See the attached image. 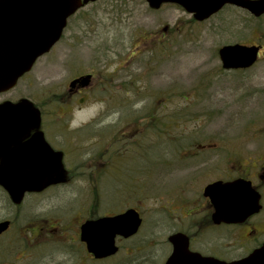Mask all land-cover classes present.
<instances>
[{
	"label": "rangeland",
	"instance_id": "rangeland-1",
	"mask_svg": "<svg viewBox=\"0 0 264 264\" xmlns=\"http://www.w3.org/2000/svg\"><path fill=\"white\" fill-rule=\"evenodd\" d=\"M106 7L116 8L114 15L119 16L114 26L113 46L90 44L66 48L60 45L39 58L8 94L14 99L27 98L43 112V128L52 130L48 138L54 141L53 145L66 147L67 156L83 159L96 152L94 137L87 139L85 134L82 142H77L57 132L60 119L56 112L60 104L53 101H63L67 80L74 74L112 72L113 84L107 90L94 93L83 109L75 110L65 130L70 133L69 130L83 124L88 127L101 121L114 150L130 142L131 148L137 149L131 150L135 155L142 153L144 145L149 146L146 153L151 156L128 153L129 156L119 159L125 165L123 179L129 174L132 185L129 194L134 203L153 206L151 203L157 201L201 197L205 185L223 175L224 158H237L239 154L254 158L259 157L258 153L263 154L264 141L257 137L259 128L264 126V15L256 18L247 10L226 5L208 19L187 23L185 30L190 34H170L167 47L143 49L132 47L133 27L121 20L117 12L120 7L135 11L137 15L133 19L154 14L157 19L161 17L160 24L171 27L177 18L186 20L192 15L171 3L151 12L146 5L135 7L130 0L99 2L93 8ZM97 11L100 21L110 19L100 9ZM236 43L262 46L260 58L250 68L234 70L223 66L220 48ZM153 114L160 118H156L158 122L153 120ZM122 132L127 140H118ZM233 152L235 155L229 156ZM178 153L192 154L196 170L186 173L184 163L175 162ZM102 157L105 161L110 156ZM145 168L149 172H144ZM112 181L110 176H103L102 213L110 211L111 195L116 198L113 203L123 199L124 187L120 189L122 193L115 192ZM170 227H175L174 222ZM151 229L149 220L144 231ZM142 234L129 241L127 247L141 245ZM232 234L221 232L212 237L214 243L230 244L235 238ZM100 263L116 261L105 259Z\"/></svg>",
	"mask_w": 264,
	"mask_h": 264
},
{
	"label": "flooded vegetation",
	"instance_id": "flooded-vegetation-1",
	"mask_svg": "<svg viewBox=\"0 0 264 264\" xmlns=\"http://www.w3.org/2000/svg\"><path fill=\"white\" fill-rule=\"evenodd\" d=\"M82 1L84 2V0ZM116 1L87 0V2H84L75 13L67 18L61 36L51 50L60 45L66 48L89 46L90 44L113 46L114 26L119 17L116 18L114 15V11L116 14V8L113 10L112 7H93L98 5L99 2ZM130 1L135 7L146 5L151 12L157 10L150 7L147 0ZM175 5L185 10L180 5ZM98 9L109 16L110 19L100 21L96 17L99 13ZM117 12H120L121 20L124 23L129 27H133L131 31L133 46H131L143 49L167 47L170 45L168 37L170 34L174 32L190 34L185 30L187 23L197 20L193 14L189 13L192 17L186 20L181 17L177 18L175 24L171 27L165 23L160 24L161 17L157 19L154 14L146 13L142 18L133 19L137 15L135 11L120 7ZM256 18H261V16ZM18 21L21 20L16 17L10 18L9 24L5 27H18ZM174 27L176 28L174 29ZM245 45H255V43ZM111 76H113L112 72L74 74L67 80L63 101H53L54 104H60V109L56 112L57 117L60 119V127L57 132L61 131L65 138L71 137L72 140L77 139V142H82V136L85 134L87 139L94 137L93 144L97 152H95L96 156H94V153L85 156L84 159L81 156H67L66 147L60 148L52 144L54 141L48 138L52 130L48 128L44 130L43 112L34 102L27 98L14 99L8 96L23 77L11 89L0 92V105L8 102L15 105L22 101H29L33 103L40 114L39 126L30 128L22 137L20 130L18 132L15 128L2 131L0 169L6 165L4 156L19 155L18 152L22 144L39 133H42L43 139L51 146L53 151L61 153L59 167L47 171L49 174L43 179V185L26 191L19 202H15L5 186L0 184V224L3 222L8 223L7 227L0 232V264H101L100 262L105 259L116 261L114 264H211L212 261L209 258L235 262L245 259L262 247L264 244V152L262 155L258 153L257 156L259 157L254 158H246L240 154L237 155V158H224L223 175L207 183L201 197L193 199L182 197L181 201H157L151 203L153 206H147L132 201L129 194L132 186L129 181V174L126 173L125 179L121 175L125 165L119 159L122 156H129L128 153L132 155L131 150L136 149L131 148L132 143L129 142L124 148L123 144L117 145L118 148L114 150L112 139H106L109 134L107 135L103 131L101 121H98L99 124L94 122V125L91 124L92 126L88 127L83 126V124L80 128L69 130L70 133L65 130L68 122L71 124L70 118H72L75 110L83 109L94 93L107 90L106 88L113 84V77ZM61 119H64V121L62 122ZM148 119L147 116V122ZM259 129L257 139L261 137V141H264V126ZM120 136L122 137L118 140L128 139L125 132H122ZM115 139L116 142L117 138ZM148 148L149 146L144 145L141 148V154L132 156H151L146 153ZM84 149L82 148V150ZM234 155L235 152L229 154V156ZM102 156L110 157L104 161ZM176 156L175 162L177 164L184 163L186 173L196 170L197 164L192 154L191 156H182L181 153H178ZM97 158L99 161H97ZM18 162L20 165L21 162ZM163 165L166 167L164 163ZM147 169L150 170L149 166H147ZM148 170L145 168L144 172H149ZM14 171L17 174L32 172L31 168H23L22 170L15 168ZM117 174L119 175L117 176ZM105 175L113 178L115 192L122 193L121 190L124 187V194L120 195L127 201L121 203L124 201L122 199L119 200V203H113V198H116L115 195H113V198L111 195L109 199V204L112 205L111 209L102 213V182ZM238 180L243 181L244 185L249 183L260 194V208L256 212L248 215L244 214L238 220L221 219V221H218L220 218L215 217L218 207L224 208V214L229 218H233L235 214H241L243 211L233 209L238 206L230 208L234 204L229 205L226 201H223L222 194L215 195L213 197L214 201L210 195H206L205 188L217 181L232 183ZM131 209L135 210L141 219L138 230L128 236L117 234L115 237L116 251L108 257H97L88 248V244L84 239L85 235L83 236V226L88 221L102 217L118 216ZM149 220L152 229L146 232L144 230ZM171 222L175 224L172 229L170 227ZM219 230L226 234L233 233L232 236L235 235V238L232 243L215 242V244L212 236L215 233L220 234ZM141 232L145 234L143 235ZM141 234L143 236L142 244L137 246L132 244L131 248H128L127 243ZM178 234L185 237L184 240L180 239L179 241L178 245L183 247L181 249H175V243L171 239L172 236Z\"/></svg>",
	"mask_w": 264,
	"mask_h": 264
},
{
	"label": "water",
	"instance_id": "water-1",
	"mask_svg": "<svg viewBox=\"0 0 264 264\" xmlns=\"http://www.w3.org/2000/svg\"><path fill=\"white\" fill-rule=\"evenodd\" d=\"M151 7L159 8L163 3H177L198 20H204L219 11L226 4L247 9L255 16L264 14V0H147ZM87 2V0H84ZM82 0H0V92L7 91L17 84L18 79L30 71L36 60L60 38L67 18L75 13L84 3ZM16 12V13H14ZM11 13V14H10ZM16 17L18 27H5L9 19ZM60 20V21H58ZM260 46L233 44L220 48L223 66L227 69L251 67L258 59ZM39 111L29 101L19 104L0 105V139L4 129L20 130L21 137L32 128L39 126ZM1 144V141H0ZM17 156H4L6 165L0 169V184L4 185L15 202H19L26 191L43 185L47 171L59 167L60 152H55L39 133L24 142ZM16 157V159H14ZM8 161V162H7ZM20 161V165L19 162ZM17 165V167H16ZM15 168H31L28 174L15 173ZM243 181L223 183L217 181L205 188L206 195L212 198L222 194L223 201L234 204L230 208L243 211L229 218L224 208H217L216 218L238 220L244 214L256 212L260 208V194L250 184ZM221 199V198H220ZM214 200V198H213ZM215 201V200H214ZM245 203V204H244ZM226 207V206H225ZM246 212V213H244ZM7 222L0 224V232L7 227ZM141 224L138 213L131 209L113 217H102L88 221L83 226V236L90 251L99 258L112 255L117 247V234L131 235ZM183 235L171 237L175 249H181ZM186 242V241H185ZM186 247V245H185ZM211 264H264V244L245 259L235 262L219 261L209 258Z\"/></svg>",
	"mask_w": 264,
	"mask_h": 264
},
{
	"label": "trees",
	"instance_id": "trees-1",
	"mask_svg": "<svg viewBox=\"0 0 264 264\" xmlns=\"http://www.w3.org/2000/svg\"><path fill=\"white\" fill-rule=\"evenodd\" d=\"M154 115H155V114H153V120L155 119L154 121L158 122V119H156V118H159V117H156V116H154ZM159 120H160V118H159Z\"/></svg>",
	"mask_w": 264,
	"mask_h": 264
}]
</instances>
